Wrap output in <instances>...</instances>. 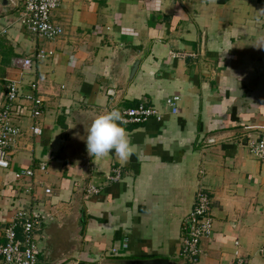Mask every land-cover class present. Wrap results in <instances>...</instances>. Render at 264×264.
<instances>
[{
	"label": "crops",
	"instance_id": "obj_1",
	"mask_svg": "<svg viewBox=\"0 0 264 264\" xmlns=\"http://www.w3.org/2000/svg\"><path fill=\"white\" fill-rule=\"evenodd\" d=\"M17 15L0 5V105L8 79L20 96V134L0 168V240L20 212L38 223L40 264H185L182 221L204 190L212 231L195 264H264V160L248 146L264 140V98L246 94L237 74L264 42V0H58L55 40L32 34ZM23 57L32 60L25 70L12 63ZM31 84L42 99L35 119L23 96ZM171 96L179 97L175 113L164 104ZM139 103L162 118L123 125L130 155L87 156L89 123ZM116 166L120 179L106 182ZM27 169L31 177L15 178ZM88 185L99 193L85 197ZM15 233L21 240L19 224Z\"/></svg>",
	"mask_w": 264,
	"mask_h": 264
},
{
	"label": "built area",
	"instance_id": "obj_2",
	"mask_svg": "<svg viewBox=\"0 0 264 264\" xmlns=\"http://www.w3.org/2000/svg\"><path fill=\"white\" fill-rule=\"evenodd\" d=\"M11 6L17 10V21L24 25L29 32L46 40H55L61 35L62 27L52 19V13L58 6V0H10ZM44 52L38 50L35 58H42ZM30 57H23L13 60V65L21 70L28 69L31 65ZM17 83L14 80H6L4 100L0 105V168L6 169L9 166V147L14 143L20 134L19 127L14 124L13 118L16 116L17 101L19 94ZM28 94H24L30 102V111L35 119L41 113L42 99L35 93V84L30 85ZM178 96H171L164 100L165 106L171 113L177 110ZM125 124L143 123L149 118L158 121L162 118V113L153 106L139 103L133 107L120 108ZM33 134H40L38 126L33 123L30 126ZM249 151L258 160H264V140H252L249 144ZM39 169L43 171L45 164H41ZM33 171L30 169L19 170L15 178L31 177ZM120 168L118 166L111 169L110 174L105 176L106 182H115L120 179ZM100 187L88 185L84 189L85 195L96 194ZM50 189L45 188V193ZM16 223H12L4 229L2 240H0V259L4 264H37V257L40 253L37 246L33 230L38 224L31 217H24L23 213L16 215ZM19 224L22 229V238L18 240L15 233V225ZM212 231V219L210 215V200L208 193L198 190L196 200L192 210L182 221V236L179 255L185 264H195L200 253V242L207 239ZM126 238L123 239L121 248H126ZM116 249L111 248L114 253ZM234 264H244V259L237 257Z\"/></svg>",
	"mask_w": 264,
	"mask_h": 264
},
{
	"label": "clouds",
	"instance_id": "obj_3",
	"mask_svg": "<svg viewBox=\"0 0 264 264\" xmlns=\"http://www.w3.org/2000/svg\"><path fill=\"white\" fill-rule=\"evenodd\" d=\"M125 123L121 111L115 107L96 116L83 137L87 153L91 157H104L111 151L118 159H126L132 148L123 127Z\"/></svg>",
	"mask_w": 264,
	"mask_h": 264
},
{
	"label": "water",
	"instance_id": "obj_4",
	"mask_svg": "<svg viewBox=\"0 0 264 264\" xmlns=\"http://www.w3.org/2000/svg\"><path fill=\"white\" fill-rule=\"evenodd\" d=\"M0 5L5 11L11 8L10 0H0ZM136 61V60H135ZM130 67V75L133 73L137 61ZM238 75L242 76L246 94L253 97L264 98V42L262 45L250 52L241 59V64L237 67ZM251 99V98H250ZM253 99V98H252ZM255 100V99H253ZM258 100V99H257ZM246 140H244L245 142ZM89 156V154H87ZM110 264H178L177 261L166 258H114L107 261Z\"/></svg>",
	"mask_w": 264,
	"mask_h": 264
},
{
	"label": "rangeland",
	"instance_id": "obj_5",
	"mask_svg": "<svg viewBox=\"0 0 264 264\" xmlns=\"http://www.w3.org/2000/svg\"><path fill=\"white\" fill-rule=\"evenodd\" d=\"M98 187H99V186H98ZM99 191H100V189H99ZM99 191H98L97 193H99ZM97 193H96V194H97ZM92 195H95V194L85 195V197H90V196H92ZM61 242L63 243V241H61ZM36 243H37V245H38V247H39V242H38L37 240H36ZM122 243H123V240H122ZM122 243H121V244H122ZM126 243H127V241H126ZM126 245H127V244H126ZM124 249H125V248H124ZM110 250H111V249H110ZM37 261H38V260H37ZM37 264H40V263L37 262ZM41 264H42V263H41Z\"/></svg>",
	"mask_w": 264,
	"mask_h": 264
}]
</instances>
